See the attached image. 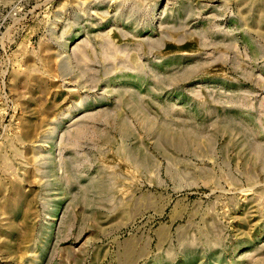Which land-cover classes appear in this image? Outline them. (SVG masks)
<instances>
[{"label": "rangeland", "instance_id": "obj_1", "mask_svg": "<svg viewBox=\"0 0 264 264\" xmlns=\"http://www.w3.org/2000/svg\"><path fill=\"white\" fill-rule=\"evenodd\" d=\"M0 264H264V0H0Z\"/></svg>", "mask_w": 264, "mask_h": 264}]
</instances>
